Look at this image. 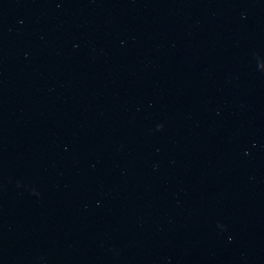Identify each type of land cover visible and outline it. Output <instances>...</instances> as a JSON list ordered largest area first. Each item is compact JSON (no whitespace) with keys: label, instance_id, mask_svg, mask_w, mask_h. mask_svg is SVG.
I'll return each mask as SVG.
<instances>
[{"label":"water","instance_id":"water-1","mask_svg":"<svg viewBox=\"0 0 264 264\" xmlns=\"http://www.w3.org/2000/svg\"><path fill=\"white\" fill-rule=\"evenodd\" d=\"M0 264H264V0H0Z\"/></svg>","mask_w":264,"mask_h":264}]
</instances>
